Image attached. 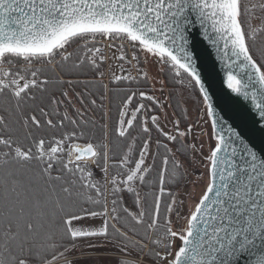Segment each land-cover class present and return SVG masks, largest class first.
I'll use <instances>...</instances> for the list:
<instances>
[{"label": "snow or ice", "instance_id": "1", "mask_svg": "<svg viewBox=\"0 0 264 264\" xmlns=\"http://www.w3.org/2000/svg\"><path fill=\"white\" fill-rule=\"evenodd\" d=\"M0 264H264V0H0Z\"/></svg>", "mask_w": 264, "mask_h": 264}, {"label": "water", "instance_id": "2", "mask_svg": "<svg viewBox=\"0 0 264 264\" xmlns=\"http://www.w3.org/2000/svg\"><path fill=\"white\" fill-rule=\"evenodd\" d=\"M198 29L194 31L196 37V52L198 54V67L209 83L210 93L213 96V100L217 109L221 115L225 116L228 123L236 127L238 131L248 139L252 134V119H259L252 111L251 101H245L242 97L232 93L227 88L226 80V63L218 58V54L215 49L208 47L207 43L202 41V38L198 35ZM242 78L246 79L243 74ZM227 113V115H225ZM257 135H259L257 133Z\"/></svg>", "mask_w": 264, "mask_h": 264}, {"label": "rangeland", "instance_id": "3", "mask_svg": "<svg viewBox=\"0 0 264 264\" xmlns=\"http://www.w3.org/2000/svg\"><path fill=\"white\" fill-rule=\"evenodd\" d=\"M152 71L155 72V68H152ZM184 92V97L182 102H186L185 106H187L189 108L190 114L195 117L196 115V101L193 100L191 97H189L188 93L184 90H182Z\"/></svg>", "mask_w": 264, "mask_h": 264}]
</instances>
